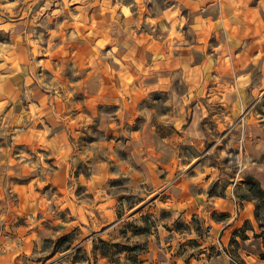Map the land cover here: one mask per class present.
<instances>
[{
	"label": "rangeland",
	"instance_id": "374dc122",
	"mask_svg": "<svg viewBox=\"0 0 264 264\" xmlns=\"http://www.w3.org/2000/svg\"><path fill=\"white\" fill-rule=\"evenodd\" d=\"M194 1L0 0L11 264H127L100 240L136 244L151 264H264L246 191L247 176L264 190V51L229 67L213 35L224 29L186 31L217 16Z\"/></svg>",
	"mask_w": 264,
	"mask_h": 264
},
{
	"label": "crops",
	"instance_id": "0c3cea01",
	"mask_svg": "<svg viewBox=\"0 0 264 264\" xmlns=\"http://www.w3.org/2000/svg\"><path fill=\"white\" fill-rule=\"evenodd\" d=\"M193 3L196 4V7L207 6V8H202V10L211 11L213 14L216 13L217 16L213 18L210 14V18L213 20L208 18L210 19L208 20V23H210L208 27L203 25L204 23L199 25V27L192 25V31L188 29L186 30L187 32H192L196 36L198 34L204 36L207 35L206 33H210L212 28H222L224 29L223 31L219 32V30H216L213 35L217 38L222 36L225 40L224 43L226 44L225 46L223 41H220L216 50L224 48L227 55H229L230 52L234 54V58H232L233 60H230L231 65L229 67H232L233 61H236L238 63L237 67H240L241 69L245 68V64L253 61L255 58L259 64V58L262 55L261 52L264 51V44L261 42L264 36V0H241L242 4H240L239 1L234 3V0H226V3L220 4L221 9L220 7L219 9L217 8L215 0H195ZM198 21L199 14L195 12L193 24H197ZM194 28L197 31H194ZM180 54V57H183L185 54H191L190 46L189 48L182 46L180 48ZM218 55L219 54H217V56ZM224 56H220L219 59L216 60L217 64H213L212 67L222 66L223 64L219 65V62H223ZM186 59L187 60L180 59V62L178 61V66L176 67H179V65L183 67L188 64L187 62L192 61V56L187 57ZM227 60L228 59H225V62ZM257 95L258 94H255L254 97H252V100H257ZM243 100L246 102V97ZM56 132H59L60 134L56 133L55 135H52L50 141L56 144L59 149L66 148L68 142L67 138L61 136L62 131L58 130ZM65 140L66 143H64ZM0 239V243H2V239H6V237H0ZM16 255L17 254L13 248L11 251L3 248V252L0 253V264H11Z\"/></svg>",
	"mask_w": 264,
	"mask_h": 264
},
{
	"label": "trees",
	"instance_id": "16d2710c",
	"mask_svg": "<svg viewBox=\"0 0 264 264\" xmlns=\"http://www.w3.org/2000/svg\"><path fill=\"white\" fill-rule=\"evenodd\" d=\"M246 185V191L250 194L247 198L254 202V216L256 222L258 220L257 227L259 229V233L254 232L253 237L261 238L264 242V222L259 219L258 215L259 210L264 208V190L260 187L258 182H256L252 177L249 176L246 177ZM118 217H120V214H118ZM99 243L101 246L100 248L102 250L101 255L110 259L112 262H118V259L114 258L115 255L125 253V263L127 264H151L145 263V261L139 259V252H141V250L143 249H139V246L136 244L131 246L119 245L118 243H109L103 240H100ZM113 250L114 252H112ZM260 258L264 259V248L263 251L260 253Z\"/></svg>",
	"mask_w": 264,
	"mask_h": 264
}]
</instances>
